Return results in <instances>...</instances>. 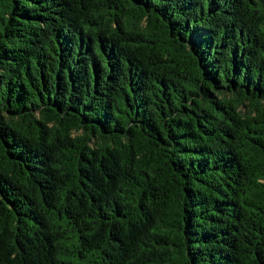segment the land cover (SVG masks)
Here are the masks:
<instances>
[{
  "label": "trees",
  "instance_id": "16d2710c",
  "mask_svg": "<svg viewBox=\"0 0 264 264\" xmlns=\"http://www.w3.org/2000/svg\"><path fill=\"white\" fill-rule=\"evenodd\" d=\"M0 264H264V0H0Z\"/></svg>",
  "mask_w": 264,
  "mask_h": 264
}]
</instances>
